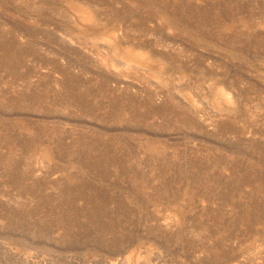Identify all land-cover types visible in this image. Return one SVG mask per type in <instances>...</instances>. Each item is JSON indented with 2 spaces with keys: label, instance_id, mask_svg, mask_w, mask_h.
<instances>
[{
  "label": "rangeland",
  "instance_id": "374dc122",
  "mask_svg": "<svg viewBox=\"0 0 264 264\" xmlns=\"http://www.w3.org/2000/svg\"><path fill=\"white\" fill-rule=\"evenodd\" d=\"M0 264H264V0H0Z\"/></svg>",
  "mask_w": 264,
  "mask_h": 264
},
{
  "label": "bare ground",
  "instance_id": "6f19581e",
  "mask_svg": "<svg viewBox=\"0 0 264 264\" xmlns=\"http://www.w3.org/2000/svg\"><path fill=\"white\" fill-rule=\"evenodd\" d=\"M85 18H86L87 20L90 21L91 18H92V16L90 17V15H85ZM219 93H220V92H219ZM221 93H222V98H224V99L226 100V102H227V101H230V100H229V99H230V98H229V97H230L229 94L224 93V91H222V90H221Z\"/></svg>",
  "mask_w": 264,
  "mask_h": 264
}]
</instances>
